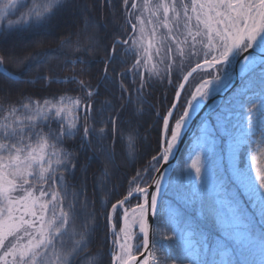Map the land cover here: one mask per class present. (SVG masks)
I'll return each mask as SVG.
<instances>
[{"label": "snow or ice", "instance_id": "obj_1", "mask_svg": "<svg viewBox=\"0 0 264 264\" xmlns=\"http://www.w3.org/2000/svg\"><path fill=\"white\" fill-rule=\"evenodd\" d=\"M75 2L0 0V264H106L107 253L86 255L100 228L97 191L110 264H264V0H122V13L112 3L123 34L105 47L94 84L72 77L81 98H14L20 81L5 65L43 62L49 35L71 43L61 22ZM83 23L85 50L98 49L99 33ZM165 80L173 95L154 119L163 138L116 197L118 161L142 163L145 97ZM192 124L197 150L173 169L183 182L172 200L157 166L170 164Z\"/></svg>", "mask_w": 264, "mask_h": 264}, {"label": "trees", "instance_id": "obj_2", "mask_svg": "<svg viewBox=\"0 0 264 264\" xmlns=\"http://www.w3.org/2000/svg\"><path fill=\"white\" fill-rule=\"evenodd\" d=\"M112 3L118 4L120 12H123L122 0H76L75 7L71 10L65 20L61 22V32L63 36L69 38L71 43H66L63 47H58L61 35H49L44 51L49 55L43 62L32 63L31 66H16L5 65L8 71L16 75L19 79V84L15 89L14 98H19V94L23 92L25 97H29L33 101L44 103H56L61 100L68 101L82 97L80 86L73 82L72 77L75 75L77 79H85L91 83H95V79L103 74L105 63V47L111 50V45L114 40H119L122 33L121 23L122 17L114 16L115 9ZM88 18L91 21V28L88 31H96L99 33L102 41L98 49L85 50L87 48V32L82 31L84 28V19ZM81 50L76 51L77 34ZM122 58V56H121ZM80 59L83 63L73 65V61ZM118 72L124 71L118 65H112ZM84 70L87 75L81 77L79 73ZM22 74V75H20ZM48 79L45 80L44 78ZM5 77L0 74V79ZM119 82L117 78V83ZM173 95L172 89L165 86L164 82H157L154 89L149 90V94L145 97L147 107L142 115L144 119L139 122V142L136 143V151L138 152V160L134 167L129 168L122 160L118 161L119 171L112 180V184L117 185L116 197H119V189L121 186L126 187L127 181L134 175L135 169L141 168L148 164L151 156L156 154L157 136L160 135L161 128H157L154 123L157 112H164L169 106V100ZM157 110V112H156ZM161 138V136H160ZM74 141L66 143V147L71 148ZM187 154L185 150L180 157L178 165L181 166L184 157ZM111 187V185H109ZM89 195L92 196V188L89 186ZM98 202V217L100 228L97 235L93 238L89 252L86 255L91 256L96 252L107 253L106 264H110L111 250V233L106 235L105 219L99 213V206L104 204L103 194L100 191L96 192ZM135 200L132 201V203ZM116 200L112 199L111 203ZM107 207L110 209L111 205ZM117 227H119L118 218L115 219ZM207 227V226H206ZM208 228V227H207ZM209 229V228H208Z\"/></svg>", "mask_w": 264, "mask_h": 264}, {"label": "rangeland", "instance_id": "obj_3", "mask_svg": "<svg viewBox=\"0 0 264 264\" xmlns=\"http://www.w3.org/2000/svg\"><path fill=\"white\" fill-rule=\"evenodd\" d=\"M202 75H205V74H204V73H199V74L196 75L195 80H190L189 85H188V91H189V92L192 91V90H194L195 84L199 81L200 76H202ZM213 75H215V73H213ZM164 85H165L166 87L168 86L166 80L164 81ZM186 98H187V93H186ZM168 107H169V106H168ZM168 107H166L165 111L168 109ZM156 112H157V110H156ZM177 115H179V113H177ZM160 136H161V139H162V138H163V132H162V129H161V132H160ZM252 147H253V149H256L257 145L253 144ZM196 150H197V149H195V144H194V142L191 143V144L189 145V147H188L187 154H186V156L184 157L183 162H182V164H181L180 167H183V165L185 164V162H189V163H190V156H194ZM159 166H160V165H158L157 167H159ZM256 166L264 167V158H260V157H258V159H257V161H256ZM176 169H177V168H176ZM154 174H155V173H153V175H154ZM253 174H254V171H253ZM182 182H183L182 178L179 177V176L177 175V172H176V171H174V172L170 175V177H169V179H168V182H167V186H166V187H168V188L170 189V190H169V193H168L169 199L175 200V199L178 198V196H177V192H176L175 189H176V186H177L179 183H182ZM135 203H136V201H134L132 204L134 205ZM200 211H201V209H200V205H199L198 202H196V203H192V204H190L189 206L186 207V212H187V214H188L189 217L198 216V215L200 214ZM115 219H116V218L114 217V222H115ZM206 226L209 228V230H212V231L215 230V229H214V226H213V223H212L211 220H209V221L207 222ZM116 231H117V232L119 231V227L116 228ZM113 239H114V237H113L112 234H111V248H112V241H113Z\"/></svg>", "mask_w": 264, "mask_h": 264}, {"label": "water", "instance_id": "obj_4", "mask_svg": "<svg viewBox=\"0 0 264 264\" xmlns=\"http://www.w3.org/2000/svg\"><path fill=\"white\" fill-rule=\"evenodd\" d=\"M219 102V97L217 98ZM210 109H206L203 113L204 116H207ZM197 135V128L195 124H192L189 128H186L184 131V135L182 136L181 142L178 144L177 148L174 150V156L171 159V162L169 165H164L161 161V164L159 167L164 169V174L167 177L165 181V186H167L168 179L170 175L174 172L173 169H176L178 166V162L180 160V157L182 156L183 152L185 150H188V147L191 143L194 142L195 136ZM156 175V174H154Z\"/></svg>", "mask_w": 264, "mask_h": 264}]
</instances>
